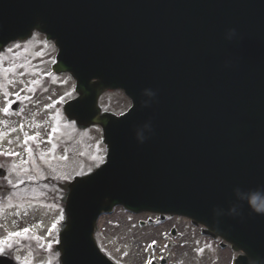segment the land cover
I'll list each match as a JSON object with an SVG mask.
<instances>
[{"label":"water","instance_id":"water-1","mask_svg":"<svg viewBox=\"0 0 264 264\" xmlns=\"http://www.w3.org/2000/svg\"><path fill=\"white\" fill-rule=\"evenodd\" d=\"M33 28L55 39L59 67L71 56L79 73L89 49L150 94L119 119L75 116L99 122L109 149L69 184L61 264H113L93 229L115 204L188 215L264 264V213L249 203L264 197V0H0V47Z\"/></svg>","mask_w":264,"mask_h":264},{"label":"rangeland","instance_id":"rangeland-1","mask_svg":"<svg viewBox=\"0 0 264 264\" xmlns=\"http://www.w3.org/2000/svg\"><path fill=\"white\" fill-rule=\"evenodd\" d=\"M43 37L35 33L26 41L10 43L0 53V150L10 155L6 181L11 188L10 198L0 202V245L17 247L15 257L21 264H56L54 254L34 256L32 249L34 244L41 245L38 252H42L54 240L59 209L52 201L61 190L58 183L91 170L104 156L98 127L80 130L59 115L62 102L74 95L72 79L51 75L54 49ZM120 97L107 92L99 101L104 108H123L126 99ZM13 99L22 103L20 112H3ZM145 217L120 206L114 208L100 217L96 242L113 259L126 264H145L153 239L159 249L172 243L181 264H188L187 260L208 264L201 261L202 257L216 264V255L222 252H212L214 246L181 220H167L159 228L140 225ZM170 226H176L182 235L171 236ZM19 227L31 229L28 239L33 244L29 248L26 244L30 241L14 235Z\"/></svg>","mask_w":264,"mask_h":264},{"label":"flooded vegetation","instance_id":"flooded-vegetation-1","mask_svg":"<svg viewBox=\"0 0 264 264\" xmlns=\"http://www.w3.org/2000/svg\"><path fill=\"white\" fill-rule=\"evenodd\" d=\"M2 160H3V158L0 159V162ZM7 174H9V173H7V171H6V175ZM6 175L4 177L0 178V202L3 201V203H5L4 199L6 197H8L10 195V192H11L10 185L6 181ZM27 179H29V178L24 179L23 182L24 183L28 182ZM22 185H24V184H22ZM62 190H63V188H62ZM8 198H10V196ZM13 202H15V201H13ZM54 203H56L59 208H62L63 204H64V200L55 199ZM61 213H62V210H61ZM204 236L205 237H202V240H205L206 242H208L214 246V249L212 250V252L214 250H216L218 253L222 252V253L216 255V258H217L216 264H235L234 263V257L236 255V253L232 250V248L230 247V245L228 243L223 242V240L221 238H218V237H213L210 235H208V236L204 235ZM36 249L38 251L40 250L39 247ZM16 250H17V247L6 246L4 244L0 245V255H7V256L13 257ZM224 251L228 253L226 256L224 254ZM226 257H227V260H225ZM201 261L207 262L208 264H213L212 260H208V259H205L203 257L201 258ZM157 262H158V264H166V260L163 258L159 259V261H157ZM186 262H188V264L194 263V262L191 263L190 260H187ZM153 263H155V262L153 260H151L149 264H153ZM176 264H180V263L176 262ZM198 264H201V263H198Z\"/></svg>","mask_w":264,"mask_h":264},{"label":"clouds","instance_id":"clouds-1","mask_svg":"<svg viewBox=\"0 0 264 264\" xmlns=\"http://www.w3.org/2000/svg\"><path fill=\"white\" fill-rule=\"evenodd\" d=\"M250 206L257 213H264V197L253 194L250 198Z\"/></svg>","mask_w":264,"mask_h":264},{"label":"snow or ice","instance_id":"snow-or-ice-1","mask_svg":"<svg viewBox=\"0 0 264 264\" xmlns=\"http://www.w3.org/2000/svg\"><path fill=\"white\" fill-rule=\"evenodd\" d=\"M4 111L7 112L8 111V108H5ZM25 231H27V230H25Z\"/></svg>","mask_w":264,"mask_h":264}]
</instances>
